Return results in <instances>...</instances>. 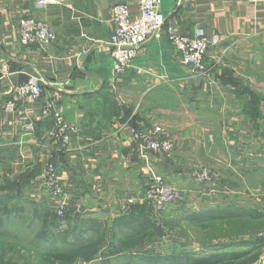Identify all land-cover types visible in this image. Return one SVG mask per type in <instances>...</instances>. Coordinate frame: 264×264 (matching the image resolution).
Listing matches in <instances>:
<instances>
[{
    "label": "crops",
    "instance_id": "0c3cea01",
    "mask_svg": "<svg viewBox=\"0 0 264 264\" xmlns=\"http://www.w3.org/2000/svg\"><path fill=\"white\" fill-rule=\"evenodd\" d=\"M121 2L137 15L135 0H49L42 7L36 0H0V211L56 216L40 176L47 162L54 163L67 207L58 226L67 228L56 232L52 226L41 247L53 250L66 235L67 244L94 247L104 241L121 254L151 248L156 236L147 233L152 226L120 221L157 211V221L169 223L180 219V207L197 212L218 203L264 208V0H161L162 29L136 47L123 74L115 76L110 8ZM24 16L45 20L55 41L22 46L18 28ZM168 28L210 41L218 36L202 73L181 60ZM33 76L40 78V99L25 97L6 110L13 88ZM49 100L78 126L67 146L46 136L51 122L41 108ZM28 120L32 132L22 127ZM157 127L171 138V150L143 153L132 130ZM201 167L218 174L209 186L193 178ZM154 173L182 191L180 204L157 210L144 200ZM8 227L24 229L0 226ZM158 227L165 230L157 235L166 245L203 242L198 226L197 240L186 226Z\"/></svg>",
    "mask_w": 264,
    "mask_h": 264
},
{
    "label": "rangeland",
    "instance_id": "374dc122",
    "mask_svg": "<svg viewBox=\"0 0 264 264\" xmlns=\"http://www.w3.org/2000/svg\"><path fill=\"white\" fill-rule=\"evenodd\" d=\"M203 185L209 186L208 183ZM12 208L3 213L0 211V226H24V229L0 228V264H197L198 260L211 259L216 254L228 252H243V255L215 264H263L264 241L258 237L264 233L262 207L241 208L235 204L218 203L211 209L197 212L196 209L187 211L185 207H178L180 219L170 220L169 223L157 221V211L149 216L152 219L142 217L131 222L120 221L122 226H152L147 233L151 230L156 236L155 241H152L155 245L151 248L139 246L131 251L122 250L125 253L121 254L128 256L126 259L120 258L121 254L112 248L103 246L104 241L98 242L101 246L94 247L83 243L67 244L66 235L60 236L61 239L63 237V243L53 247V250L41 247L52 226L56 232L65 230L67 226H58L62 220L53 213L50 219L43 220L41 214L35 216L13 212ZM36 226L45 227L38 231L35 230ZM158 226H186V233L194 235L192 240L199 238L197 229L193 227L198 226L202 228L203 242L193 246L171 241L166 245L159 238L165 230L161 232L162 227ZM69 241L74 242L71 237Z\"/></svg>",
    "mask_w": 264,
    "mask_h": 264
},
{
    "label": "built area",
    "instance_id": "2783aa9c",
    "mask_svg": "<svg viewBox=\"0 0 264 264\" xmlns=\"http://www.w3.org/2000/svg\"><path fill=\"white\" fill-rule=\"evenodd\" d=\"M38 6H45L49 0H36ZM138 11L135 17L130 15L126 3H116L110 8V19L113 30L109 36V43L115 46L111 51L112 73L115 76L123 74L135 55V48L157 35L163 27L165 16L160 10L161 0H135ZM18 40L22 46H45L56 39L54 29L43 19L34 16H24L19 20ZM167 36L176 48L181 60L189 64L193 72L204 71V58L211 43L217 42L218 36L210 41L203 34H178L173 28H168ZM42 87L39 77H29L17 85L5 102L6 110H14L25 97L39 100ZM41 116L50 120L51 125L46 136L56 143L67 146L71 137L77 133L78 126L68 122L61 114L55 102L46 101L41 108ZM34 122L26 121L22 127L26 132L34 131ZM132 140L143 153L145 151L168 152L172 148L171 138L162 134L160 128L147 132L143 128L132 130ZM44 184L48 187L55 214L60 220L66 219V202L64 189L58 179L57 168L54 163L47 162L40 171ZM193 178L197 184H207L218 178V174L209 168L201 167L193 171ZM151 185L144 189V200L157 210L167 206L180 204L183 193L180 189L168 183L160 174L152 175ZM132 202V200H130ZM264 241V233L258 235Z\"/></svg>",
    "mask_w": 264,
    "mask_h": 264
},
{
    "label": "trees",
    "instance_id": "16d2710c",
    "mask_svg": "<svg viewBox=\"0 0 264 264\" xmlns=\"http://www.w3.org/2000/svg\"><path fill=\"white\" fill-rule=\"evenodd\" d=\"M0 223H1V220H0ZM242 255H243V252L221 253V254H216L214 258L206 259V260H198L196 263L197 264H215L219 262L235 260L241 257Z\"/></svg>",
    "mask_w": 264,
    "mask_h": 264
},
{
    "label": "water",
    "instance_id": "95a60500",
    "mask_svg": "<svg viewBox=\"0 0 264 264\" xmlns=\"http://www.w3.org/2000/svg\"><path fill=\"white\" fill-rule=\"evenodd\" d=\"M263 263H264V256H263Z\"/></svg>",
    "mask_w": 264,
    "mask_h": 264
},
{
    "label": "bare ground",
    "instance_id": "6f19581e",
    "mask_svg": "<svg viewBox=\"0 0 264 264\" xmlns=\"http://www.w3.org/2000/svg\"><path fill=\"white\" fill-rule=\"evenodd\" d=\"M115 47V46H114Z\"/></svg>",
    "mask_w": 264,
    "mask_h": 264
}]
</instances>
